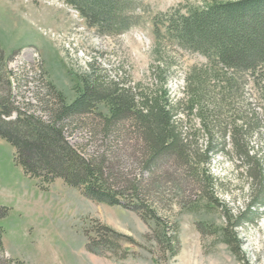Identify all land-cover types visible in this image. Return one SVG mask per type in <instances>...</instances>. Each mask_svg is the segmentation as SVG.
I'll return each instance as SVG.
<instances>
[{
    "label": "rangeland",
    "instance_id": "1",
    "mask_svg": "<svg viewBox=\"0 0 264 264\" xmlns=\"http://www.w3.org/2000/svg\"><path fill=\"white\" fill-rule=\"evenodd\" d=\"M206 1L136 0L135 13L126 14L131 28L109 35L88 27L78 13L58 0H0V98L48 122L49 113L41 105V100H50L47 83L70 104L82 92L79 77L95 76L145 90H156L164 83L171 99L179 101L187 76L202 74L209 80L212 71L206 56L167 37L164 23L172 14L188 15L192 9L203 8ZM9 72L13 85H8ZM249 77V73L237 74L239 80L233 86L238 99L232 105L251 123L257 113L260 134L249 145L260 153L259 164L264 167V109ZM206 89L223 100L222 86L207 83ZM97 114L107 115V108L100 105L85 121L65 120L67 141L87 159H105L116 188L125 180L128 188L139 180L150 186L154 194L149 197L161 226L153 217L145 220L128 201L120 206L97 203L62 180L43 185L25 174L14 148L0 139V264H264V207L248 212L252 197L264 196V177L258 175V164L248 173L249 167L234 160L233 129L224 113L222 128L209 130L215 143L221 144L224 136L218 130L229 128L225 146L230 156L213 158L214 186L202 195L191 178L182 176L181 166L171 162L152 179L141 164L137 134L129 124L126 131L106 136ZM191 117L188 124L183 123L188 140L205 148L207 139L198 131L200 121ZM179 118L186 119L184 115ZM118 136L121 140L114 143ZM251 174L257 176L255 183ZM207 197L219 203L207 206ZM229 212L249 220L227 231ZM224 230L234 245L232 237L239 235L241 250L234 252L226 243ZM100 234L112 244L94 245ZM164 234L168 239H163ZM87 244H91L88 249Z\"/></svg>",
    "mask_w": 264,
    "mask_h": 264
},
{
    "label": "trees",
    "instance_id": "2",
    "mask_svg": "<svg viewBox=\"0 0 264 264\" xmlns=\"http://www.w3.org/2000/svg\"><path fill=\"white\" fill-rule=\"evenodd\" d=\"M65 1L78 9L91 27L99 26V30L108 34H120L123 29H128L126 14L133 13L136 0ZM119 24L126 28L118 29ZM167 35L176 37L180 44L206 56L212 71L209 80L208 76L202 74L194 76L191 73L187 76L183 87L184 97L179 101L171 99L164 83L156 90H145L140 86L130 88L95 76L79 77L82 92L70 104H67L52 83H47V96L50 100H41V105L49 113L48 122L23 111L22 107L14 106L10 100L0 98V139L14 148L16 162L25 174L43 185L62 180L65 185L81 189L87 198L97 203L120 206L128 201L134 211L142 212L145 220L153 217L158 222L157 227H160L162 219L158 217L155 202L150 200L149 194H154L150 186L146 188L142 180H135L136 183L132 182L128 188L125 180L121 188H116V182L110 180L105 159H87L66 139L65 120L85 121L89 115L96 114L97 107L104 105L107 115L97 114L102 119V129L103 124L106 127L104 134L116 136L119 132L126 131L128 123L129 129L137 134L136 149L141 164L152 179L164 169L162 167L166 163L171 162L177 167L181 166L182 176L185 179L191 178L201 195L212 190L214 181L210 168L213 158L218 154L230 156L225 146L229 128L224 127V135V129L218 130L224 136V143L221 144L215 143L210 131L222 128L223 113L224 120L230 121L229 127H232L236 141L233 144L236 158L233 159L246 165V169L249 167L246 170L248 173L256 170L254 166L258 164V175L263 178L264 167L259 164L260 153L249 145L254 136L260 134L257 113L252 119L254 123H251L240 116V110L232 104L238 99L234 93L237 87L233 86L239 80L237 74L249 73L260 93L261 110L264 109V0L226 3L207 0L203 8L192 9L186 16L178 14L169 18ZM93 65L92 63L90 67ZM10 75L9 72L8 85H13ZM207 83L223 87V100L216 97V92L214 97L207 92ZM183 115L186 118L184 121L179 118ZM191 116L200 121L202 128L198 131L207 139L205 148L188 140L189 133L185 132L183 123L186 121L188 124ZM120 138L121 136L116 137L113 142L116 143ZM250 177L255 183L257 176L251 174ZM207 201V206L219 203L211 197H207ZM123 207L130 206L124 204ZM257 207H264V196L260 200L252 197L248 212ZM227 219V231L239 228L249 220L241 213L233 216L231 212ZM226 230V243L234 252L241 250L243 242L239 240V235L234 233V245ZM103 237L100 234L94 245L97 243L101 247H108L112 244L109 240H103ZM166 237L168 235L164 234L163 239H168ZM2 240L0 229V252L3 250ZM89 245L91 244L86 245L87 249ZM172 255L175 253L172 252Z\"/></svg>",
    "mask_w": 264,
    "mask_h": 264
}]
</instances>
